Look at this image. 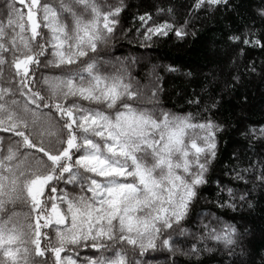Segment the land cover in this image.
<instances>
[{
    "label": "snow or ice",
    "instance_id": "obj_1",
    "mask_svg": "<svg viewBox=\"0 0 264 264\" xmlns=\"http://www.w3.org/2000/svg\"><path fill=\"white\" fill-rule=\"evenodd\" d=\"M132 7L0 0V264H264V122L219 115L264 77L239 60L264 52V0ZM225 13L245 22L212 39L207 71L163 65L191 85L166 107L144 53Z\"/></svg>",
    "mask_w": 264,
    "mask_h": 264
},
{
    "label": "trees",
    "instance_id": "obj_2",
    "mask_svg": "<svg viewBox=\"0 0 264 264\" xmlns=\"http://www.w3.org/2000/svg\"><path fill=\"white\" fill-rule=\"evenodd\" d=\"M153 2L154 0H131L133 7L130 12H135L137 8L140 11L150 10ZM173 2L177 5V15L182 16L185 9L181 5L188 4L189 0H173ZM235 2L243 5L245 0H235ZM125 17V26H128L130 16L125 13ZM244 22L243 17L237 16L235 13L231 16L225 13L218 15L214 21H198L193 29L195 35H189L183 40H177L171 33L167 38L155 40L151 49L144 54L152 58V62L158 66L156 71L164 78L166 107L175 105L176 110L183 108V101L179 97L186 87L190 91L191 85L187 84L181 73L165 72L163 65L175 64L180 66L181 69L207 71V68L203 66L208 62V50L211 47L212 39L214 37L219 39L221 29L226 26L236 27ZM221 54L230 58L234 53L233 51L225 53L224 49L221 48ZM239 60L241 67L249 60H255L259 65L264 61V52L245 47V51L239 56ZM242 96L247 97L246 102H241ZM184 110L187 111L186 108ZM219 115L221 117L231 116L234 123H239L242 118L247 122H264V77L260 75L245 77L235 91L225 97V103ZM229 147H232L231 143ZM253 223L255 225V235L252 237V244L254 247L259 248L264 246V233L261 232L264 221L254 218ZM158 261L159 264H163L162 257L158 258Z\"/></svg>",
    "mask_w": 264,
    "mask_h": 264
}]
</instances>
